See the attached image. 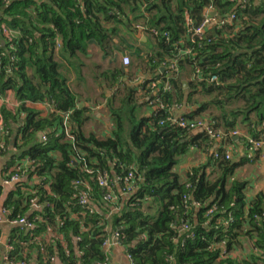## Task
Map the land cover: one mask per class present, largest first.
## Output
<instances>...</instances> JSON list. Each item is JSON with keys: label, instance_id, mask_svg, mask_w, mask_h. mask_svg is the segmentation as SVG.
Instances as JSON below:
<instances>
[{"label": "trees", "instance_id": "trees-1", "mask_svg": "<svg viewBox=\"0 0 264 264\" xmlns=\"http://www.w3.org/2000/svg\"><path fill=\"white\" fill-rule=\"evenodd\" d=\"M209 10L236 20L193 37ZM139 25L155 44L135 55L149 77L138 83L114 66L96 78L111 94L103 97L114 127L87 131L95 112L80 107L69 75L81 78L93 43L113 58L121 26L139 35ZM140 100L150 116L139 114ZM0 103L9 130L0 159L12 157L1 176H23L4 206L9 220L33 225L14 231L5 264H101L115 234L135 264H264V193L249 199V183L234 179L253 159L223 156L236 131L248 147L264 142V0H0ZM183 106L191 109L183 118L207 122L225 140L216 146L171 124ZM193 153L205 161L182 176ZM101 176L116 204L105 201ZM128 185L134 191L123 196Z\"/></svg>", "mask_w": 264, "mask_h": 264}, {"label": "crops", "instance_id": "crops-1", "mask_svg": "<svg viewBox=\"0 0 264 264\" xmlns=\"http://www.w3.org/2000/svg\"><path fill=\"white\" fill-rule=\"evenodd\" d=\"M115 42L119 46V49L117 51H115V57L118 56L120 53L122 54V57H120L121 59H120V65L119 66L124 67L122 64L123 56H125V55L130 56V58L132 60V66L131 67H124V68L127 71H131L133 77L137 76L138 79H140V81L138 83H141L142 80H146L149 77V75L146 73L141 74V72H139V70L137 69V64L135 63V61H136L135 55H137L139 53L146 54V53L150 52L151 50H153V48L155 47L153 40H151L146 34L145 35L142 34L141 36L136 35L133 32H129L127 29H125L121 26L120 38L118 40H116ZM148 50H150V51H148ZM89 54H90V56L87 59L85 58V60H84L85 62H86V60L92 61L93 58H95L97 56L99 57L100 61L112 59L111 56H106L94 43L90 47ZM94 55H96V56L94 57ZM69 78H70V83L72 84L74 91L80 95V102H81L80 107L81 106L83 108L85 106H88V107L93 106L94 107V103H95L94 99H97L98 101H100L99 108H93L92 107L93 111L95 112L93 114V115H95V117L87 125V131H95L97 134L102 135V136L110 134L111 130L114 127L113 121H112L110 114L107 112V110L105 108L106 100L101 99L102 100L101 101L99 99V96L103 95L105 92H108V89L107 88L97 89L96 84H94V87H93L94 78H93V74L91 72V68L89 69L88 67L82 69V75H81L80 79L77 78L75 76V74H73V73H71L69 75ZM109 94L110 93L108 92V96L111 95V94L110 95ZM141 96H142V94H140V97ZM10 102H11V104L9 103L10 106L11 105L12 106L17 105L14 103V101L12 99L10 100ZM140 105H141V108H140L139 114H141V117L150 116L152 114V112H153L152 108L147 106L146 103H144V100L143 101L140 100ZM187 109L189 110V112L191 111V109L187 108L186 106H183L181 109H175L173 112V114L175 115L174 117L176 119L182 118L184 116V114L187 112ZM103 111H104V113H103ZM107 114H109V115H107ZM92 124H94V126H92ZM234 142H235V145H226L225 146L226 150H229L232 152L233 161L238 163V162H241L243 159L244 160H247L249 158L253 159V162H249V160H248V161H246L243 168L241 167V169H245L248 171V174L246 175L245 180L249 183V187H251V189L249 191H247V196L249 199H251L252 197H254L259 192L264 193V160L261 159L259 153L256 155V156H259L258 159H255L256 158L255 154L252 155V153H249L248 146L245 145V143L242 141L241 137L238 140L235 139ZM192 156L195 157V160L192 163H190V165H197V164H195V163H197L196 158L198 159V162L204 163V161H205V155H203V154L193 153ZM11 161H12L11 156H4V157H2V159H0V180L2 179L1 170L4 167H6L8 164H10ZM186 163L187 162L185 161V164H183L181 169H180V172L183 174L182 176H184L185 171L189 167V166H187ZM248 167H250V170L248 169ZM238 171L236 174L237 176H239L241 174V173H239L241 171H239V172ZM14 187H15V185L10 186L8 188H5L3 190V193L1 194V197H3L2 209H5L4 205H5L6 197L8 196V194L12 191V189ZM16 229H18V227L8 223L7 216L4 217V222H2L0 224V237L3 241V247H2V250L0 252V264H5V262H6L7 255L9 252L7 246L9 245V243L11 241V237L13 236L14 231ZM242 256H244V255H242ZM110 258H111L113 264H130L128 250L126 247H124L122 245L114 246L110 250ZM56 263L57 264H63L62 261H60V260H57Z\"/></svg>", "mask_w": 264, "mask_h": 264}, {"label": "built area", "instance_id": "built-area-1", "mask_svg": "<svg viewBox=\"0 0 264 264\" xmlns=\"http://www.w3.org/2000/svg\"><path fill=\"white\" fill-rule=\"evenodd\" d=\"M214 12V10H209L207 12L206 17L204 18L203 22L193 31V37L199 38V39H203L205 38L209 32L217 27H224L227 25H230L232 23H234V21L236 20V15H231L230 17H226V18H217V15L214 17L212 16V13ZM137 32L139 33V35L141 36L142 34H146L147 33V28L143 27L142 25H139L136 27ZM147 35V34H146ZM190 52L186 51L185 55H189ZM132 63V60L130 58V56H123L122 58V64L124 67H130ZM172 71H178L177 69V62H175L172 66H171ZM136 82H139L140 79H136ZM211 82H217L218 79L216 76H213L210 80ZM144 80L141 81V83H143ZM158 87V83L155 82L152 84V89L153 90H157ZM166 90H169L170 87L169 85H167L165 87ZM158 101V100H157ZM2 103H0V153L6 151V147H5V141L4 138L6 135L9 134V130L5 124L4 121V117L2 114ZM160 108H164L163 105H160ZM180 108H176V109H181ZM154 110L157 109V107L155 106L153 108ZM175 110V109H174ZM171 122V124H177L179 125L181 128L183 129H187L190 132H204L206 133V135H208L211 140H213L216 144V146L218 144H220L221 142H223L225 140V135L221 132L216 131L214 128H212L207 122L201 121V120H188L185 118H171L169 120ZM68 119H66L64 121V130H65V134L69 135V129H68ZM161 125H164V123H161ZM61 135L64 134L63 131L60 132ZM241 136H243V133L236 131L234 133H232L231 137L234 138H240ZM44 142L47 143L48 138L44 137ZM249 144L250 147H248V151L249 153H252V155H257L258 153L260 154V157L262 160H264V142L261 141H254L252 139H249ZM223 156H225V159L228 161H232L233 160V154L231 151L227 150L225 152V154H223ZM220 156L218 154H216V158H219ZM134 178V176L132 174L129 175V177H127V179L125 180L126 183H129L132 181V179ZM23 180V176L19 175V174H15L13 175L9 180H4L3 178L0 180V184L2 185L3 189L8 188L10 186H14L19 184L21 181ZM99 184L100 186L107 191L106 196H105V201L111 204H116L119 201V198L116 194V190L113 186V184H111L109 178L107 176H101L99 178ZM134 191L133 186L128 185L126 189L123 190V196L126 195H130L131 192ZM2 202H3V197L0 196V224L2 222H4V217H6L8 215V212L6 209H2ZM90 202L89 199L87 197H82L81 199V205L83 207H90L89 206ZM91 205V204H90ZM35 209H38V206L36 204H34ZM88 209V208H87ZM217 210V207L214 206L209 212L207 216L213 215L214 211ZM8 218V217H7ZM8 223H10L11 225H14L18 228H21V230L23 231H30L33 229V225L31 223H29L27 220L25 219H20V220H9L8 219ZM117 245H121L120 241H119V234H115L111 239L106 240L105 244H104V250L106 253V259L103 263L101 264H113L112 260L110 258V250ZM3 247V241L0 237V252L2 250ZM8 251L12 250V247L9 243V245L7 246ZM129 259H130V264H135V262L133 261L132 257L129 255ZM7 260V259H6ZM7 264H15V263H7ZM19 264H25L23 262L19 263Z\"/></svg>", "mask_w": 264, "mask_h": 264}, {"label": "rangeland", "instance_id": "rangeland-1", "mask_svg": "<svg viewBox=\"0 0 264 264\" xmlns=\"http://www.w3.org/2000/svg\"><path fill=\"white\" fill-rule=\"evenodd\" d=\"M148 51H150V50H148ZM118 55V54H117ZM96 55H94V57H95ZM120 57H122V54L120 53L118 56H114L111 60H104V61H100L99 60V57L97 56V57H95V58H93V60L92 61H89V60H86V68L88 67L89 69L91 68V72H92V74H93V78H94V80L96 79V78H98L99 79V83H101V81H100V79H101V74L103 73V72H105L106 70H108V69H110V68H112V67H114V66H119L120 65ZM131 66H132V63H131ZM130 66V67H131ZM93 80V87H94V84H96V82L97 81H94ZM99 88H101V87H99V85H97V89H99ZM103 97V95H101V96H99V99L101 100H103L104 99V97ZM95 100V103H94V105H97V104H99L100 103V101H98L97 99H94ZM101 100V101H102ZM108 112V111H107ZM103 113H104V111H103ZM106 113V112H105ZM107 115H109V114H107ZM92 126H94V124H92ZM234 138V137H233ZM234 139H236V138H234ZM195 160V157H193L192 155L188 158V161L186 160V164H187V166H190V163H192L193 161ZM196 160H197V163H195V164H201V162H198V159L196 158ZM196 162V161H195ZM243 168V167H242ZM248 169L250 170V167H248ZM239 171H241V172H239V173H241L239 176H235V178L234 179H237V180H244V181H246L245 179V177H246V175L248 174V171L247 170H245V169H238ZM248 191L251 189V187H249L248 186Z\"/></svg>", "mask_w": 264, "mask_h": 264}, {"label": "water", "instance_id": "water-1", "mask_svg": "<svg viewBox=\"0 0 264 264\" xmlns=\"http://www.w3.org/2000/svg\"><path fill=\"white\" fill-rule=\"evenodd\" d=\"M216 15H217L216 12H213V13H212V16L215 17ZM162 71H164V69H162ZM183 84H184V87H185V88H188V83H187L186 81H184ZM81 108H83V107L81 106ZM238 139H239V138H236V140H238ZM233 163L235 164V163H237V162L233 161Z\"/></svg>", "mask_w": 264, "mask_h": 264}]
</instances>
